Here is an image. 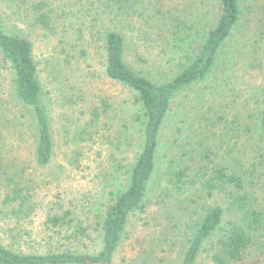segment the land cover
Instances as JSON below:
<instances>
[{
  "label": "rangeland",
  "instance_id": "1",
  "mask_svg": "<svg viewBox=\"0 0 264 264\" xmlns=\"http://www.w3.org/2000/svg\"><path fill=\"white\" fill-rule=\"evenodd\" d=\"M242 5L214 73L173 100L146 208L129 219L113 264H181L196 223L220 206L222 226L195 263L217 264L219 239L241 217L240 196L264 214V0ZM219 10L220 0H0L4 29L34 44L54 146L39 165L34 113L17 98L14 71L0 55V243L32 253L100 248L110 193L128 184L143 140L134 91L106 74L105 32L124 34L127 63L161 80L188 64ZM195 147L244 189L222 180L210 195L169 183L171 155ZM259 233L243 264H264Z\"/></svg>",
  "mask_w": 264,
  "mask_h": 264
},
{
  "label": "trees",
  "instance_id": "2",
  "mask_svg": "<svg viewBox=\"0 0 264 264\" xmlns=\"http://www.w3.org/2000/svg\"><path fill=\"white\" fill-rule=\"evenodd\" d=\"M243 15L242 0H220L218 20L202 36L198 48L194 49L193 56L189 57L188 64L171 77L161 80H153L127 63L124 34L117 30L105 32L106 74L134 91L141 111L139 123L143 140L132 164L128 184L110 193L112 203L108 206L100 225V248L95 252L50 250L45 253H32L16 251L0 243V264L114 263L129 219L146 208L149 186L157 168L160 135L173 100L190 85L204 81L214 73L221 47L236 30ZM180 18V25L186 27V19L182 16ZM40 20L46 23L44 15L40 16ZM0 55L14 71V91L17 98L34 113L38 136L36 159L39 165H46L53 157L54 146L50 117L44 101V88L34 56V44L28 38L7 32L3 27L1 13ZM260 127L264 136V111ZM169 159L167 178L169 183H173L179 190L200 185L206 190V194L211 195L212 191L220 186L217 181L222 180L244 189L238 176L226 173L223 167H213L208 153L201 147L183 152L179 150V153L171 155ZM240 198L237 208L241 211V217L219 239L221 252L214 256L217 264L245 263L258 244L256 240L261 236L259 231H264L263 212L248 207L246 195H241ZM19 211L20 208L14 212ZM223 218L224 210L220 206H211L206 210L194 227L181 264L196 263L205 242L221 228ZM52 220L55 224L59 221L58 217ZM147 258L149 257L146 256Z\"/></svg>",
  "mask_w": 264,
  "mask_h": 264
}]
</instances>
